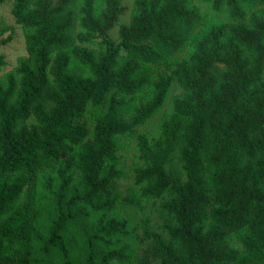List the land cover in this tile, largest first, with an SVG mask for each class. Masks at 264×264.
I'll use <instances>...</instances> for the list:
<instances>
[{
  "label": "trees",
  "instance_id": "1",
  "mask_svg": "<svg viewBox=\"0 0 264 264\" xmlns=\"http://www.w3.org/2000/svg\"><path fill=\"white\" fill-rule=\"evenodd\" d=\"M99 1L13 0L27 57L20 79L0 84V264L23 245L19 264L129 263L128 224L114 214L119 136L136 139L141 195L161 199L163 231L146 230L151 259L264 264V0H134L118 42L109 31L125 6ZM196 1L228 20L210 22ZM95 37L98 50L72 45ZM174 82L182 91L158 133L137 132ZM44 160L59 162L65 195L42 235L16 205ZM147 255L135 264H152Z\"/></svg>",
  "mask_w": 264,
  "mask_h": 264
},
{
  "label": "rangeland",
  "instance_id": "2",
  "mask_svg": "<svg viewBox=\"0 0 264 264\" xmlns=\"http://www.w3.org/2000/svg\"><path fill=\"white\" fill-rule=\"evenodd\" d=\"M134 0H122V5L125 6V11L119 16L113 28L109 31L110 37L116 42L119 41V27L121 24H127L133 9ZM201 11L205 13L206 19L210 22L227 21L228 17L224 12H214L210 8L209 2L196 1ZM13 0H4L0 6V84L6 83L7 75L14 74L17 80L20 75L16 73V68L19 62L27 57L24 28L16 23L11 12ZM103 4L97 0V8H102ZM78 20L73 34L80 30ZM11 35V39L3 43L1 42L6 37ZM100 37H95L90 42H79L73 38L72 45L86 46L88 48L98 50L100 48ZM124 56V52L121 53ZM70 68L81 73H88L87 69L80 66L75 59H72ZM223 68L222 64L216 65V70L220 73ZM164 73L170 72L168 65L162 67ZM182 89L174 82L169 89L162 108L144 125L137 129V132H145L149 136L156 135L160 128V123L163 115L171 111V102L175 95L180 94ZM118 155L120 156V167L123 176L118 179L120 200L114 211V214L127 221V229L129 231L128 243L132 245L133 251L129 263L135 264L136 259L147 255L146 244L148 237L146 230L151 229L156 232L163 231V219L161 213L160 198H146L141 195L140 186L135 184L134 169L142 164L139 158V152L134 136H119L118 137ZM59 162L55 160H44L40 163L38 169L30 176L29 182L25 187L23 195L17 202L16 209L22 212L24 205L27 208L24 210L26 219L28 220L29 228H34L42 235L45 229L51 223L55 215V204L57 199L63 203L64 191L59 187L57 168ZM6 178L7 176H0ZM27 202V203H25ZM33 243L38 244L37 237H32ZM229 241L235 247H240L236 235L231 234ZM26 245L19 248L17 256H13L14 264L20 263L21 253L25 250ZM149 258L150 256L147 255ZM52 264H61L59 256H49ZM151 259V258H150ZM152 264H160L157 260L151 259ZM113 264H124L114 262Z\"/></svg>",
  "mask_w": 264,
  "mask_h": 264
}]
</instances>
